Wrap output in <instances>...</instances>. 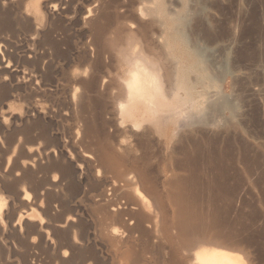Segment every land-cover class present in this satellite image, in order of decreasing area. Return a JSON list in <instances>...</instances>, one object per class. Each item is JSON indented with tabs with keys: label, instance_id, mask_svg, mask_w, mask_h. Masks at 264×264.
Returning a JSON list of instances; mask_svg holds the SVG:
<instances>
[{
	"label": "rangeland",
	"instance_id": "374dc122",
	"mask_svg": "<svg viewBox=\"0 0 264 264\" xmlns=\"http://www.w3.org/2000/svg\"><path fill=\"white\" fill-rule=\"evenodd\" d=\"M0 214V264H264V0H0Z\"/></svg>",
	"mask_w": 264,
	"mask_h": 264
},
{
	"label": "bare ground",
	"instance_id": "6f19581e",
	"mask_svg": "<svg viewBox=\"0 0 264 264\" xmlns=\"http://www.w3.org/2000/svg\"><path fill=\"white\" fill-rule=\"evenodd\" d=\"M127 61L129 62L128 63V65L130 64V65H133L135 62H134V59L133 60H131L130 61V59L128 60L127 59ZM139 65H137L136 67L135 66H133L134 68H139L138 67ZM149 68V63L148 62H146L145 63V66H144V69H148ZM143 69V70H144ZM142 70V69H141ZM134 71H136V70H134ZM137 71H139V70H137ZM144 72H145V70H144ZM142 73V72H141ZM88 157V156H87ZM89 157H91V156H89ZM93 159V158H92ZM257 159V158H256ZM9 164V163H8ZM216 164V163H215ZM15 166V165H14ZM9 167V166H8ZM18 167V166H17ZM23 168V167H22ZM253 168V167H252ZM20 170V169H19ZM256 172V171H255ZM133 173V172H132ZM125 175V174H124ZM123 175V176H124ZM132 175V174H131ZM251 175V174H250ZM126 177H127V175H125ZM240 178V177H239ZM250 178V177H249ZM56 180V179H55ZM54 180V181H55ZM125 181V180H124ZM123 181V182H124ZM127 182H128V184L130 185V184H132L134 181H135V179H134V175H132V177H127V180H126ZM180 181V180H179ZM188 181V180H187ZM119 182V181H118ZM121 182V181H120ZM136 182V181H135ZM137 182H139V181H137ZM183 182V181H182ZM185 182H186V180H185ZM253 182V181H252ZM126 183V182H125ZM124 183V184H125ZM175 183V182H174ZM246 183V182H245ZM120 184V183H119ZM171 184V183H170ZM183 184V183H182ZM187 184V183H186ZM239 184V183H238ZM241 184H243V183H241ZM255 184V183H254ZM120 185H123V184H120ZM128 185V186H129ZM173 185H175V184H173ZM184 185V184H183ZM247 185V184H246ZM117 186H119L118 184H117ZM124 186H127V184H125ZM124 186H122V187H124ZM132 186H133V184H132ZM137 186V185H136ZM130 187V186H129ZM134 187H135V185H134ZM138 187V186H137ZM186 187V186H185ZM188 187V186H187ZM186 187V188H187ZM113 188V187H112ZM115 188H116V185H115ZM121 188V187H120ZM126 188V187H125ZM229 188V187H228ZM127 189V188H126ZM130 189V188H129ZM137 189V188H136ZM178 189V188H177ZM118 190H120L119 188H118ZM118 190H117V192H118ZM134 190V189H133ZM184 190V189H183ZM186 190V189H185ZM190 190V189H189ZM113 191V190H112ZM121 191V190H120ZM120 191H119V194H117V195H120ZM124 191V190H123ZM122 191V192H123ZM139 190H137V193H139L138 195H140V196H142V193L141 192H138ZM116 192V191H115ZM114 192V193H115ZM121 192V195L123 194ZM125 192V191H124ZM181 192V191H180ZM228 192V191H227ZM113 193V192H112ZM134 194H135V192H133ZM193 193V192H192ZM116 194V193H115ZM172 194V193H171ZM183 194H185V192L183 193ZM191 194V193H190ZM213 194V193H212ZM241 194V193H240ZM126 195V194H125ZM136 195V194H135ZM182 195V194H181ZM127 196H128V194H127ZM127 196H125V197H127ZM240 196V195H239ZM247 196V195H246ZM119 197V196H118ZM129 197V196H128ZM130 197H132V196H130ZM137 197V196H136ZM139 197V196H138ZM137 197V198H138ZM172 197H173V194H172ZM171 196H170V198H172ZM216 197V196H215ZM244 197V196H243ZM114 198V197H113ZM117 198V197H116ZM124 198V197H123ZM134 198V197H133ZM132 198V199H133ZM183 198V197H182ZM26 199V198H25ZM105 199V198H104ZM173 199V198H172ZM178 199V198H177ZM177 199L176 200H174V201H176V202H178V203H180L179 201H177ZM185 199H187V198H185ZM241 199V198H240ZM125 200V199H124ZM129 200V199H128ZM188 200V199H187ZM233 200V199H232ZM115 201V200H114ZM130 201V200H129ZM132 201V200H131ZM130 201V202H131ZM141 201V200H140ZM191 202H192V200H190ZM189 201V202H190ZM194 201V200H193ZM214 201V200H213ZM217 201V200H216ZM30 202V201H29ZM103 202V201H102ZM127 202V201H126ZM188 201H186V203H187ZM117 203V202H116ZM115 203V204H116ZM143 203V202H142ZM240 203V202H239ZM174 204V203H173ZM199 204V203H198ZM108 205V204H107ZM110 205V204H109ZM120 205H122V204H120ZM178 205H180V207H181V204H178ZM183 205V204H182ZM190 205H192V204H190ZM195 205V204H194ZM232 205V204H231ZM112 206V205H111ZM213 206V205H212ZM211 206V207H212ZM113 207V206H112ZM115 207V206H114ZM138 207V206H137ZM125 208H128V207H125ZM133 208V207H132ZM151 208V207H150ZM194 208V207H193ZM239 208H241V207H239ZM115 209V208H114ZM123 209V208H122ZM139 209V208H138ZM182 209V208H181ZM116 210H119L118 208L116 209ZM121 210V209H120ZM119 210V211H120ZM130 210V209H129ZM186 211L187 209H182V211ZM3 211V210H2ZM131 211H132V209H131ZM189 211V210H188ZM179 212V211H178ZM191 212V211H190ZM189 212V213H190ZM211 212V211H210ZM117 213H118V211H117ZM133 213V212H132ZM183 213V212H182ZM187 213V212H186ZM216 213V212H215ZM2 214V213H1ZM0 214V215H1ZM180 214V213H179ZM191 214V213H190ZM211 214V213H210ZM186 215V217L185 216H183L182 218V222H183V225H186V221H188L189 219H193V218H190V216L189 215H187V214H185ZM192 215V214H191ZM194 215V214H193ZM226 215V214H225ZM29 216H31V215H29ZM188 216H189V218H188ZM227 216V215H226ZM123 217V216H122ZM27 218H29V217H27ZM32 218V217H31ZM196 218V217H195ZM223 218V217H222ZM24 219V218H23ZM33 219V218H32ZM69 219H71V218H69ZM73 219V218H72ZM120 219V218H119ZM178 219H179V217H178ZM202 219H203V217H202ZM221 219V218H220ZM75 220V219H74ZM140 220V219H139ZM143 220V219H142ZM199 220V219H198ZM67 221H69V220H67ZM72 221V220H71ZM178 221V220H177ZM217 221V220H216ZM70 222V221H69ZM137 222V221H136ZM189 222V221H188ZM187 222V223H188ZM197 222V221H196ZM225 222V221H224ZM140 223V222H139ZM215 223V222H214ZM137 224V223H136ZM142 224V223H141ZM144 224V223H143ZM182 224V223H181ZM193 225H195V223H192ZM198 224H199V222H198ZM183 225H181V227L183 226ZM191 225V224H190ZM190 225H188V226H190ZM193 225H191V226H193ZM205 225V224H204ZM218 225V224H217ZM140 226V225H139ZM188 226H185V228L186 227H188ZM190 226V227H191ZM198 226H200V225H198ZM210 227H211V225H209ZM215 226H216V224H215ZM142 227V226H141ZM179 227V226H178ZM178 227H175L176 229H178L179 230V228ZM207 227V226H206ZM220 227V226H219ZM192 228H194V227H192ZM192 228H190L191 230H193ZM198 228H200V227H198ZM207 228H209V227H207ZM215 228V227H214ZM214 228H213V230H214ZM224 228V227H223ZM232 228V227H231ZM131 229V228H130ZM134 229V228H133ZM187 230L189 229V228H186ZM201 229V228H200ZM200 229H196V231L194 230L193 232H197V230H200ZM240 229V228H239ZM138 230V229H137ZM143 230V229H142ZM203 230V229H202ZM215 230H217V229H215ZM232 230V229H231ZM189 231V230H188ZM187 231V232H188ZM181 232H183V231H181ZM202 232V231H201ZM205 232V231H204ZM218 232H220V231H218ZM218 232H216V233H212V234H216L217 235V233ZM235 232V231H234ZM244 232V231H243ZM189 233V232H188ZM229 233V232H228ZM225 234H227V233H225ZM192 235V234H191ZM209 235V234H208ZM211 235V234H210ZM215 235V236H216ZM229 235V234H228ZM118 236V235H117ZM207 236V235H206ZM206 236H203L204 238H206ZM218 236H219V233H218ZM226 236V235H225ZM233 236H234V234H233ZM190 237V236H189ZM189 237H187L188 238V240H191V239H189ZM200 237V236H199ZM202 236L200 237V238H202L203 240H204V238H203ZM209 237V236H208ZM210 237H212V236H210ZM220 237L222 238L223 236H221L220 235ZM177 238V237H176ZM181 238V237H180ZM193 238H195V236L193 237ZM192 238V240H194ZM224 239L225 238H227V236L226 237H223ZM235 238V237H234ZM238 238V237H237ZM186 239V238H185ZM201 239V240H202ZM213 239H216V238H213ZM213 239H211L212 241H213ZM217 239H220V238H217ZM224 239H222V240H224ZM240 239V238H239ZM192 240H191V242H192ZM197 240V239H196ZM200 240V239H199ZM232 240V239H231ZM183 241H184V239H183ZM186 241V240H185ZM225 241V240H224ZM239 241V240H238ZM182 242V241H181ZM203 242V241H202ZM202 242H199L200 244L202 243ZM208 242H210V241H208ZM226 243L228 242L229 244L231 243V241L229 242L228 240H226L225 241ZM225 242H222V246H223V244L225 243ZM234 242V241H233ZM178 243H180V241H178ZM188 243V242H187ZM198 243V242H197ZM205 243H206V241H205ZM188 244H190V243H188ZM196 244V243H195ZM194 244V245H195ZM200 244H197L198 246L200 245ZM209 244H211V242L209 243ZM212 244H213V242H212ZM221 244V243H220ZM233 243H231V245H232ZM238 244V243H237ZM196 245V246H197ZM203 246H204V244H202ZM199 246V248H198V246H197V250L195 251V252H191V250H190V252L193 254H191L192 256H193V258H191V256L189 257V258H191L190 260L191 261H189V263L190 264H244V260H242L240 257H238V256H235L234 254L235 253H233L232 251L230 252L229 250H227V248H226V250H225V248H219L221 245H219L218 246V244H216V246H218L217 248H213V247H207L208 245H206V247H203V246ZM228 245V244H227ZM180 246H183V245H180ZM192 246V244L190 245V247ZM211 246H214V244L213 245H211ZM224 247V246H223ZM183 249L185 248L184 246L182 247ZM188 248V247H187ZM193 249H196V247L194 246L193 247ZM229 249V248H228ZM182 250V249H181ZM187 250L185 249V250H183L182 252H186ZM190 252L188 253V255L190 254ZM187 255V254H186ZM186 258V257H185ZM187 259V258H186ZM180 263V262H179ZM186 263V262H185ZM188 263V264H189ZM246 264V263H245Z\"/></svg>",
	"mask_w": 264,
	"mask_h": 264
}]
</instances>
